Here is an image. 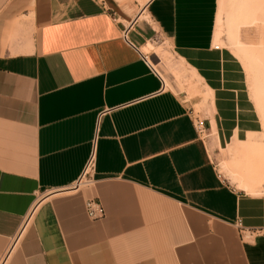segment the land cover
Returning <instances> with one entry per match:
<instances>
[{
	"label": "crops",
	"instance_id": "0c3cea01",
	"mask_svg": "<svg viewBox=\"0 0 264 264\" xmlns=\"http://www.w3.org/2000/svg\"><path fill=\"white\" fill-rule=\"evenodd\" d=\"M156 36L209 90L212 150ZM256 69L264 0H0V264H264Z\"/></svg>",
	"mask_w": 264,
	"mask_h": 264
},
{
	"label": "rangeland",
	"instance_id": "374dc122",
	"mask_svg": "<svg viewBox=\"0 0 264 264\" xmlns=\"http://www.w3.org/2000/svg\"><path fill=\"white\" fill-rule=\"evenodd\" d=\"M144 55L148 56L154 69L163 78V83L166 88L176 93L189 108L192 118L197 124H202L199 135L207 143L208 147L212 150V135L208 130L207 119L211 114L210 111V93L199 77L193 74L194 70L180 60L174 53L170 43L166 37L156 36L146 46L142 48ZM249 63H254V60L249 59ZM253 70V68H252ZM249 74L252 72L250 70ZM255 80L258 86L262 85L264 81V73L261 75L258 70L254 71ZM200 80V81H199ZM264 83V82H263ZM264 86V85H263ZM264 88V87H263ZM264 96V92H262ZM77 185V183L75 184ZM86 184L81 182L78 188L71 185L65 189V193L73 194L80 192L85 188Z\"/></svg>",
	"mask_w": 264,
	"mask_h": 264
},
{
	"label": "built area",
	"instance_id": "2783aa9c",
	"mask_svg": "<svg viewBox=\"0 0 264 264\" xmlns=\"http://www.w3.org/2000/svg\"><path fill=\"white\" fill-rule=\"evenodd\" d=\"M125 34H126V32H125ZM144 58L149 63L150 60H149L148 56L145 55ZM149 65H150V63H149ZM157 74H158L161 82L163 83L164 82L163 81V78L159 75V73H157ZM194 125H195V127H196V129H197V131L199 133V131L201 130L202 124L201 123L200 124H197L194 121ZM94 169H95V155H94V151L92 150L91 153L89 154V157H88V159H87V161L85 163V166H84V168L82 170V173H81L80 177L73 184V187L74 188H78V185L81 182L85 183L86 186L89 185L92 182L93 177H94ZM76 183H77V185H75ZM84 207H85V212H86L87 216L89 218H91V219H98V218H101L103 216V208H102V205L95 198H88V199H86L85 200Z\"/></svg>",
	"mask_w": 264,
	"mask_h": 264
},
{
	"label": "bare ground",
	"instance_id": "6f19581e",
	"mask_svg": "<svg viewBox=\"0 0 264 264\" xmlns=\"http://www.w3.org/2000/svg\"><path fill=\"white\" fill-rule=\"evenodd\" d=\"M223 3V2H222ZM223 8V7H222ZM220 20V19H219ZM220 22V21H219ZM249 58V57H248ZM149 63H150V65L153 67V65H152V63H151V61H149ZM154 69V68H153ZM155 70V69H154ZM156 71V70H155ZM256 84H257V82H256Z\"/></svg>",
	"mask_w": 264,
	"mask_h": 264
}]
</instances>
